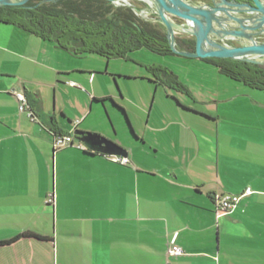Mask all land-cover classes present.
<instances>
[{
	"label": "crops",
	"instance_id": "crops-1",
	"mask_svg": "<svg viewBox=\"0 0 264 264\" xmlns=\"http://www.w3.org/2000/svg\"><path fill=\"white\" fill-rule=\"evenodd\" d=\"M73 55L0 21V264H264V90L202 58L165 67L178 90L161 74L86 68ZM76 129L117 142L130 163L90 149ZM55 133L73 144L55 148ZM247 188L217 217V197ZM173 244L184 253H169Z\"/></svg>",
	"mask_w": 264,
	"mask_h": 264
},
{
	"label": "trees",
	"instance_id": "trees-1",
	"mask_svg": "<svg viewBox=\"0 0 264 264\" xmlns=\"http://www.w3.org/2000/svg\"><path fill=\"white\" fill-rule=\"evenodd\" d=\"M39 1L42 0H30L23 5L0 6V21L13 24L45 40L54 41L58 46L79 55L127 57L130 52L142 48L162 56L177 54L171 49L165 29L142 20L132 8L114 10L112 5L106 4L109 1L105 0ZM176 46L179 49L194 50L195 41L176 38ZM205 60L214 63L229 79L264 90V63L231 58ZM152 71H161L170 86L185 90L177 76L166 68L155 67ZM106 100L121 111L130 133L137 137L125 109L113 98ZM87 134L90 133L78 129L74 133L80 138ZM83 151L93 155L90 150Z\"/></svg>",
	"mask_w": 264,
	"mask_h": 264
},
{
	"label": "water",
	"instance_id": "water-1",
	"mask_svg": "<svg viewBox=\"0 0 264 264\" xmlns=\"http://www.w3.org/2000/svg\"><path fill=\"white\" fill-rule=\"evenodd\" d=\"M30 0H0V6L23 5ZM55 0H42L50 2ZM144 11L125 0H108ZM150 11L151 19L161 23L171 49L179 55L193 58H231L264 63V0H141ZM195 39L194 50L179 49L176 33ZM239 38L230 44L226 38ZM90 149L107 155L127 156L128 151L101 134L77 137Z\"/></svg>",
	"mask_w": 264,
	"mask_h": 264
},
{
	"label": "rangeland",
	"instance_id": "rangeland-1",
	"mask_svg": "<svg viewBox=\"0 0 264 264\" xmlns=\"http://www.w3.org/2000/svg\"><path fill=\"white\" fill-rule=\"evenodd\" d=\"M108 2V0H105ZM130 2L135 6L139 7L142 10L143 5L145 6V3L141 0H130ZM112 5V8L114 10L120 9V8H132L127 6L126 4H115V3H106ZM139 18H141L144 21L157 24L161 28L165 29L164 26L159 23L155 22L151 19V14L147 13L146 16L143 18V15H141V12L137 10H133ZM143 14V13H142ZM54 58V56H53ZM54 60V59H53ZM72 61L74 64H79L82 67L86 68H95V69H104L107 65L109 68V72L111 73H138L143 72L144 77L151 78L152 80H155L156 77L159 76V74L162 75L161 71L153 72L152 69L157 68H165L168 67L171 70L175 71H181L184 67H196L199 65H207L205 63L199 62L196 58H185L180 56H161L158 55L146 48L138 49L135 51H132L128 54V58H120V57H111L109 59L97 55V54H88V55H81V56H72ZM4 62V61H2ZM148 69H151V71H148ZM182 72V71H181ZM13 75V74H12ZM137 87V86H136ZM140 89L147 90V87L144 85L139 86ZM138 87V88H139ZM168 87V86H167ZM123 90L126 91V88L124 87ZM133 90V89H132ZM171 91V90H170ZM174 92V91H173ZM152 95L148 96V103L150 104L152 101ZM48 104L52 107L53 106V94L50 93L46 99Z\"/></svg>",
	"mask_w": 264,
	"mask_h": 264
},
{
	"label": "built area",
	"instance_id": "built-area-1",
	"mask_svg": "<svg viewBox=\"0 0 264 264\" xmlns=\"http://www.w3.org/2000/svg\"><path fill=\"white\" fill-rule=\"evenodd\" d=\"M18 99L21 101L23 108H30L27 98L23 93L18 92L17 93ZM29 116L32 119H35V114L31 108L28 111ZM73 144V134L72 133H55L54 134V146L55 148H62L68 145ZM79 148L86 149V147L83 144H78ZM110 159L114 162L122 163V164H129L130 158L128 156H122V155H109ZM253 191L250 188H247L243 193L241 194H224L220 197L216 198V215L217 217H220L228 212H232L236 209L238 206L240 200L247 195L252 194ZM169 253L173 255H179L183 254V249L177 245L173 244L171 248L169 249Z\"/></svg>",
	"mask_w": 264,
	"mask_h": 264
},
{
	"label": "flooded vegetation",
	"instance_id": "flooded-vegetation-1",
	"mask_svg": "<svg viewBox=\"0 0 264 264\" xmlns=\"http://www.w3.org/2000/svg\"><path fill=\"white\" fill-rule=\"evenodd\" d=\"M42 1H39V3H41ZM122 3V2H121ZM191 38H193V37H191ZM257 38H260V40H264V37H257ZM190 39V38H189ZM193 40H195L194 38H193Z\"/></svg>",
	"mask_w": 264,
	"mask_h": 264
},
{
	"label": "bare ground",
	"instance_id": "bare-ground-1",
	"mask_svg": "<svg viewBox=\"0 0 264 264\" xmlns=\"http://www.w3.org/2000/svg\"><path fill=\"white\" fill-rule=\"evenodd\" d=\"M130 2V0H125V2L124 3H129ZM121 2H119V4H120Z\"/></svg>",
	"mask_w": 264,
	"mask_h": 264
}]
</instances>
